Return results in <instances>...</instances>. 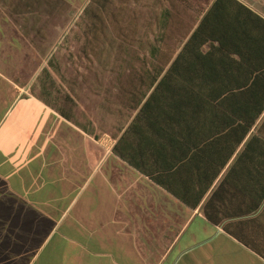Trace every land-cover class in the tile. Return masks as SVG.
<instances>
[{"label":"crops","instance_id":"0c3cea01","mask_svg":"<svg viewBox=\"0 0 264 264\" xmlns=\"http://www.w3.org/2000/svg\"><path fill=\"white\" fill-rule=\"evenodd\" d=\"M3 2L0 264H264V113L233 149L200 97L264 72V0H114L149 65L111 109L26 86Z\"/></svg>","mask_w":264,"mask_h":264},{"label":"rangeland","instance_id":"374dc122","mask_svg":"<svg viewBox=\"0 0 264 264\" xmlns=\"http://www.w3.org/2000/svg\"><path fill=\"white\" fill-rule=\"evenodd\" d=\"M3 1L10 20L24 22L25 36L34 43L25 46L26 86H32L40 67L35 83L49 87L53 97L69 100L71 96L74 102L89 101L96 107L100 98L95 90L102 85L104 104L111 109L118 96L126 100L123 89L129 88L130 72L149 65L145 32L130 22L138 14L113 12L118 8L114 0Z\"/></svg>","mask_w":264,"mask_h":264},{"label":"trees","instance_id":"16d2710c","mask_svg":"<svg viewBox=\"0 0 264 264\" xmlns=\"http://www.w3.org/2000/svg\"><path fill=\"white\" fill-rule=\"evenodd\" d=\"M241 8L244 9L242 6ZM244 10L248 12V10ZM256 20L258 22V28L248 30V35L255 36L257 31L264 37V20L259 17ZM233 80L235 85L231 91L200 94V97L203 100H208L213 105L215 104L212 110L215 118L222 122L229 120L230 124H232L230 126L227 125L226 129H231L227 133L238 138L233 146V149H235L251 133L256 121L264 113V72L258 76L248 77L246 82H243L240 77L233 78ZM220 131L222 133L223 131L225 132L224 124L221 126ZM170 191L179 195L176 190ZM204 193H201V198ZM184 198L190 205H193V203L189 202L187 196H184Z\"/></svg>","mask_w":264,"mask_h":264}]
</instances>
